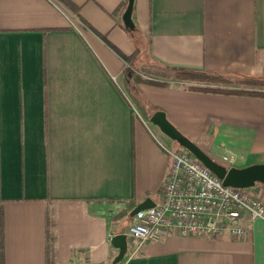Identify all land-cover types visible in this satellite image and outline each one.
<instances>
[{"label": "crops", "instance_id": "1", "mask_svg": "<svg viewBox=\"0 0 264 264\" xmlns=\"http://www.w3.org/2000/svg\"><path fill=\"white\" fill-rule=\"evenodd\" d=\"M71 1L77 14L0 0V264H46L47 210L53 264H111L120 220L160 198L170 158L146 120L157 109L225 165L264 162V96L175 77L127 91L141 65L264 76V0H134L133 28L124 0ZM251 190L264 203V184ZM244 224L241 237L172 233L117 264H264V218Z\"/></svg>", "mask_w": 264, "mask_h": 264}, {"label": "built area", "instance_id": "2", "mask_svg": "<svg viewBox=\"0 0 264 264\" xmlns=\"http://www.w3.org/2000/svg\"><path fill=\"white\" fill-rule=\"evenodd\" d=\"M166 151L170 160L160 198L133 214L123 231L127 250L137 253L145 242L172 233L241 237L246 219L264 218V203L251 187L224 184L183 146Z\"/></svg>", "mask_w": 264, "mask_h": 264}, {"label": "water", "instance_id": "3", "mask_svg": "<svg viewBox=\"0 0 264 264\" xmlns=\"http://www.w3.org/2000/svg\"><path fill=\"white\" fill-rule=\"evenodd\" d=\"M134 0H127L122 18L127 27L133 28V20L131 17ZM149 120L159 127V129L168 137L177 141L181 146L188 149L195 157H197L204 165H206L218 177L222 178L224 184L236 187H251L256 182L264 183V162H255L245 166L231 165L227 166L222 162L213 158L204 149H202L195 141L182 133L167 117L162 109L155 110ZM154 200L150 197L144 198L135 205L131 210L133 215L137 210L152 206ZM110 243L117 249V252L111 260V264H117L127 252V237L123 231L112 234Z\"/></svg>", "mask_w": 264, "mask_h": 264}, {"label": "trees", "instance_id": "4", "mask_svg": "<svg viewBox=\"0 0 264 264\" xmlns=\"http://www.w3.org/2000/svg\"><path fill=\"white\" fill-rule=\"evenodd\" d=\"M67 6L73 13L77 14L78 6L71 0H58ZM127 0H124L126 6ZM175 77L186 83L184 86L189 89L236 93L244 95L264 96V90L259 85H264L263 75H250L244 73H225L213 70H177ZM236 85V86H234ZM238 85V86H237ZM249 85L251 87H243ZM217 160V159H216ZM219 161V160H218ZM221 162V161H220ZM114 217V216H113ZM55 217L51 210H47L45 214V262L53 264L55 254Z\"/></svg>", "mask_w": 264, "mask_h": 264}, {"label": "rangeland", "instance_id": "5", "mask_svg": "<svg viewBox=\"0 0 264 264\" xmlns=\"http://www.w3.org/2000/svg\"><path fill=\"white\" fill-rule=\"evenodd\" d=\"M134 32H135L134 33V35H135V42L137 44V47L141 50L138 56L142 58L146 54V49H145V46H146V36H145V34L139 32L138 29H136V30L134 29ZM134 61L135 60L133 59V63H134ZM136 62H137L136 63L137 66H138L139 60L137 59ZM176 72H177V70H174V69L169 68V67H166V66H157V68H151V67H147V66L141 65L140 68L138 67V68H136V69L133 70V73H132V83H133V85L130 86V88H128L127 91L131 95H133L135 92H138L137 91V88H136L137 86L135 85V84H137V81L138 80L146 81V82H161V80H158V79H160V78L173 79L175 77V73ZM136 79H138V80L136 81ZM175 79L181 80V79H179L177 77H175ZM186 83H192V82L191 81L183 82V84H186ZM234 86H236V85H234ZM243 87L249 88L251 86L245 85ZM259 87H260V89L264 90V85H259ZM137 94L140 97V94L139 93H137ZM141 98H142V100H145V99H143L142 96H141ZM133 100H134V98H133ZM153 108L154 107H151L150 105L149 106L147 105L146 110L149 112L150 110H153ZM149 116H150V114H148L147 117H146V120L148 121V124L152 127V129H154L156 131V133L159 135L158 137L166 144V147L167 148L176 150L177 148L181 147V145L177 141H175L174 139H172V138L168 137L167 135H165L159 129L158 126H155V124H153L149 120ZM213 158H215V157H213ZM221 162L222 163H225L223 161H221ZM262 184H264V183L256 182L251 187L254 188V187H257V186L262 185ZM120 222L123 223V227H124V229H126L128 227V225H129V223L131 222V219H130L129 216H126L124 219L120 220ZM112 258H111V260H112ZM111 260H110V263H111Z\"/></svg>", "mask_w": 264, "mask_h": 264}]
</instances>
